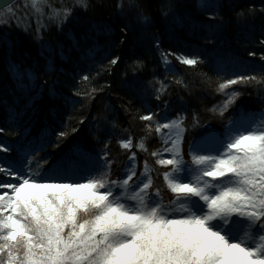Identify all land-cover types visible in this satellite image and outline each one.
<instances>
[{
    "label": "snow or ice",
    "instance_id": "snow-or-ice-1",
    "mask_svg": "<svg viewBox=\"0 0 264 264\" xmlns=\"http://www.w3.org/2000/svg\"><path fill=\"white\" fill-rule=\"evenodd\" d=\"M180 6L178 0H166L160 13L183 24L187 17L173 11ZM92 7V0H30L0 9V27L14 25L42 41L53 28L65 33ZM204 11L209 20L216 19L211 7ZM116 14L122 18L120 44L132 31L128 18L141 28L154 24L141 0H117ZM259 14L264 16V7ZM256 15L255 7L237 13L245 20ZM217 27L208 25L210 31ZM151 42L164 79L153 74L145 87L135 76L147 69L146 62L136 59L125 68L132 97L121 103L139 122L141 135L122 129L115 154L112 133L106 126L101 131L109 122L106 112L85 110L111 89L97 78L113 74L119 55L107 57L95 75L81 69L78 79L65 85L68 95L58 93L55 82L49 87L52 115L60 101L78 107L79 116L69 114L75 124L45 123L36 129L40 91L28 94L24 103L14 92L11 99L6 91L0 94V264H264V111L245 113L237 104L249 89L264 98V67L223 76L221 67L215 92L222 99L208 109L221 123L214 129L204 126L197 112L189 116L182 107L172 108L170 99L173 84L190 92L175 65L197 70L203 56L164 48L159 36ZM259 43L264 45V39ZM45 51L55 50L42 44L40 55ZM94 54L89 48L88 55ZM9 71L17 89L28 91L24 80L36 79L15 64ZM169 73L172 80L166 83ZM132 98L144 109L134 116ZM111 126L117 124L111 121ZM197 128L203 131L189 138ZM84 129L94 143L79 139ZM153 138L159 147H150Z\"/></svg>",
    "mask_w": 264,
    "mask_h": 264
},
{
    "label": "trees",
    "instance_id": "trees-1",
    "mask_svg": "<svg viewBox=\"0 0 264 264\" xmlns=\"http://www.w3.org/2000/svg\"><path fill=\"white\" fill-rule=\"evenodd\" d=\"M165 2L166 0H141V3L147 6L154 24L141 28L128 18L125 22L129 23L132 31L128 34L125 44L119 43L121 38L119 26L122 18L116 14L117 0H92V9L87 13H80L77 21L66 29L65 33H58L53 28L44 35L42 41L21 32L14 25L9 28L0 27V94L6 91L11 99V93L14 92L20 102L24 103L28 94L40 91V99L36 102V129L45 123L52 127H58L61 122L75 124V119L69 120V114L79 116L78 107L74 110L71 105H64L60 101L56 115H52L51 109L55 104L49 97V87L55 82L57 92L68 95L65 85L74 76L78 79L81 69L91 71L95 75L97 70L102 71L100 64L106 63L107 57L119 55L121 63L113 74L109 76L102 73L97 78L99 83L105 81L110 83L111 89L102 99L93 102L90 109L85 110L93 115L106 112L109 122L102 125L101 131L106 126L112 133V150L115 154L118 148L116 139L124 134L122 129L130 128L137 136L141 135L139 122L130 118L129 111L121 103L122 99L127 102L132 97V93L125 86L124 70L134 60L140 59L146 62L148 67L135 76L137 82L148 87L153 74L159 79H164L163 67H155L158 61L151 42L153 37L159 36L162 47L202 55L205 59V63L197 70H186L183 66L175 65L176 76L187 81L190 92L174 84L171 85L172 108L182 107L189 116L192 112H197L204 126L221 129L218 118L208 111L214 105H218L222 99L215 92L218 82L217 72L223 67L224 71H220L222 76L233 75L244 71L251 72L253 68L260 71L264 67V61L260 60V56L264 55V45L259 43L264 39V16L259 14V9L264 7V0H178L181 6L173 11L180 17H187L183 24L175 23L171 14L167 18L161 15L159 6ZM25 3H30V0H20L13 6ZM185 5L191 7L186 8ZM198 5L200 7H197ZM205 6L211 7L212 11L216 12L215 20H209L210 13L204 11ZM250 7H255L256 16L246 20L238 18V12ZM208 25L218 27L210 31ZM69 31L72 38L67 34ZM208 39L213 42H207ZM42 44L50 46L55 51L51 53L45 51L41 56ZM129 47H131L130 53L120 51L124 49L127 52ZM89 48H94V56L88 55ZM249 52H255L256 56H249ZM11 64L17 65L21 72L34 73L36 79L24 80L28 91L17 89L16 81L9 71ZM49 70L50 74L45 76V71ZM128 78L132 79L133 74L129 73ZM45 79L46 85L43 84ZM171 80L172 74L169 73L166 83ZM248 92L251 94H247ZM176 93H180L182 99H179ZM142 95L146 101L150 100L146 94L142 93ZM140 103L137 98L131 99V115L144 111ZM151 104L154 105L155 102L151 101ZM237 104L245 113L264 111V98L251 89L246 90ZM168 115L169 117L173 115L172 109H169ZM111 121L117 124L115 129L112 128ZM96 123L97 121H93V124ZM0 126H3L2 112H0ZM201 131L203 128L192 129L189 138L198 137ZM78 137L85 143H94L93 136L86 129L78 134ZM4 139L12 138L4 137ZM149 144L151 148L160 146L155 138Z\"/></svg>",
    "mask_w": 264,
    "mask_h": 264
},
{
    "label": "water",
    "instance_id": "water-1",
    "mask_svg": "<svg viewBox=\"0 0 264 264\" xmlns=\"http://www.w3.org/2000/svg\"><path fill=\"white\" fill-rule=\"evenodd\" d=\"M20 0H0V9L7 10L9 6L15 5Z\"/></svg>",
    "mask_w": 264,
    "mask_h": 264
},
{
    "label": "bare ground",
    "instance_id": "bare-ground-1",
    "mask_svg": "<svg viewBox=\"0 0 264 264\" xmlns=\"http://www.w3.org/2000/svg\"><path fill=\"white\" fill-rule=\"evenodd\" d=\"M5 11H6V10H5ZM130 48H131V47H129V50H127V52H126L124 49H121L120 51L125 52V53H130Z\"/></svg>",
    "mask_w": 264,
    "mask_h": 264
}]
</instances>
